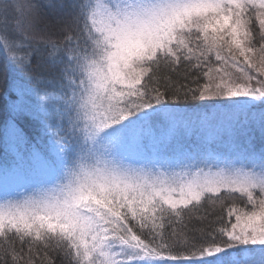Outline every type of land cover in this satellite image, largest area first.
<instances>
[{
    "label": "snow or ice",
    "instance_id": "1",
    "mask_svg": "<svg viewBox=\"0 0 264 264\" xmlns=\"http://www.w3.org/2000/svg\"><path fill=\"white\" fill-rule=\"evenodd\" d=\"M0 51V264H264V0H0Z\"/></svg>",
    "mask_w": 264,
    "mask_h": 264
},
{
    "label": "trees",
    "instance_id": "2",
    "mask_svg": "<svg viewBox=\"0 0 264 264\" xmlns=\"http://www.w3.org/2000/svg\"><path fill=\"white\" fill-rule=\"evenodd\" d=\"M39 2L44 3V2H46V0H39ZM3 63H4V60H3V52L0 51V67L3 66ZM3 103H4L3 98L0 97V109H2V107H3ZM228 203H230V201H229ZM237 203H240L241 206H242V202H241L239 199H237ZM219 214H220V210H219V208H218L217 211H216V213H214V215H219ZM210 219H211V217H210ZM50 255L53 256V258H54V260H55V264H61V260H60V258H58V257L55 255V253H51V252H50Z\"/></svg>",
    "mask_w": 264,
    "mask_h": 264
},
{
    "label": "rangeland",
    "instance_id": "3",
    "mask_svg": "<svg viewBox=\"0 0 264 264\" xmlns=\"http://www.w3.org/2000/svg\"><path fill=\"white\" fill-rule=\"evenodd\" d=\"M0 152H2V145H0Z\"/></svg>",
    "mask_w": 264,
    "mask_h": 264
}]
</instances>
